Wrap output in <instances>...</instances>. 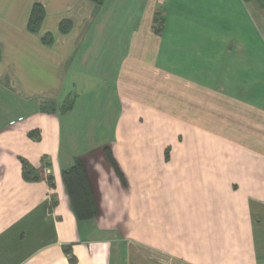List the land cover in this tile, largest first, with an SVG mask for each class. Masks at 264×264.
Returning <instances> with one entry per match:
<instances>
[{"label":"crops","instance_id":"0c3cea01","mask_svg":"<svg viewBox=\"0 0 264 264\" xmlns=\"http://www.w3.org/2000/svg\"><path fill=\"white\" fill-rule=\"evenodd\" d=\"M259 26L244 0H0V264H264ZM110 112L107 141L66 144ZM77 159L86 221L62 178Z\"/></svg>","mask_w":264,"mask_h":264},{"label":"trees","instance_id":"16d2710c","mask_svg":"<svg viewBox=\"0 0 264 264\" xmlns=\"http://www.w3.org/2000/svg\"><path fill=\"white\" fill-rule=\"evenodd\" d=\"M95 5L102 6L106 0H89ZM245 2H249L251 0H244ZM259 4L261 9H264V0H256ZM46 18V11L45 8L37 3L34 4L32 11L29 16L28 21V31L32 34H39L41 27ZM155 28H157V32L159 33L162 30V20L157 17L155 20ZM69 29V24L64 22L61 24V31L65 32ZM43 44L50 46L53 44L54 39L51 34H46L42 37ZM1 53V48H0ZM71 104L67 103L65 105L64 111H69L71 109ZM42 111L45 113H52L54 112V107L52 106H44ZM35 133H31L30 136L34 137ZM36 139H39L36 137ZM106 156L108 158L109 163L113 167L116 175L122 182L123 186L126 187L127 183L125 180L124 175L122 174L117 162L112 156L110 149L106 147L104 149ZM23 169H24V179L26 181H39L40 177L37 176V173L33 171V169L27 165L26 162H23ZM63 183L65 186V190L67 196L70 201V206L80 221H86L95 219L99 216V205L97 201V197L92 189L90 179L87 175L85 167L81 161V159H77L75 164L70 169L63 171L62 173ZM53 181L52 177L48 178V182L51 184Z\"/></svg>","mask_w":264,"mask_h":264},{"label":"rangeland","instance_id":"374dc122","mask_svg":"<svg viewBox=\"0 0 264 264\" xmlns=\"http://www.w3.org/2000/svg\"><path fill=\"white\" fill-rule=\"evenodd\" d=\"M249 4V8L252 11L255 19H257V21H259V28H260V33H264V9H261L260 4L256 1V0H251L249 2H247ZM74 97H72L70 99L69 102L73 101ZM100 101L97 100V103H99ZM101 106V105H100ZM106 108V106H104ZM89 106H87L86 109H88ZM90 108H92L90 106ZM102 108V107H101ZM105 110V109H104ZM112 114H114L113 116H115V113L110 112V116H105V114L103 115H99V116H95L93 117V122H76L74 125V133L77 137V140H68V137L70 136L69 134V130L67 128H65L66 131V139L65 142L68 145V143H73L75 144L76 148L73 149H78L81 147L85 146V142H90V143H96L98 141H100V139H104L105 141H107V139L110 137L112 130H113V116ZM91 126V127H90ZM92 129V132H90V137L89 139H86V133L88 129ZM68 149V148H66ZM71 150V147H69V151ZM36 173V172H35ZM37 176L38 173H37Z\"/></svg>","mask_w":264,"mask_h":264}]
</instances>
